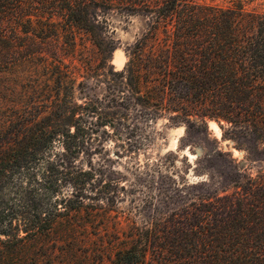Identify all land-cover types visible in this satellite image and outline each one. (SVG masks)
<instances>
[{
  "label": "trees",
  "instance_id": "trees-1",
  "mask_svg": "<svg viewBox=\"0 0 264 264\" xmlns=\"http://www.w3.org/2000/svg\"><path fill=\"white\" fill-rule=\"evenodd\" d=\"M230 2L0 0V69L13 57L16 66L36 59L44 66L45 53L58 59L61 36L68 53L82 32L109 98L77 104L73 76L54 65L55 87L65 79L66 99H56L44 117L17 114L15 131L0 145V264H264L263 178L246 196L201 202L173 224L130 227L120 238L95 225L102 209L88 201L95 200L97 170L78 162L99 132L128 125L131 113L144 121L168 113L178 124L193 117L223 122L264 144V14ZM112 15L146 20L121 70L111 64Z\"/></svg>",
  "mask_w": 264,
  "mask_h": 264
},
{
  "label": "rangeland",
  "instance_id": "rangeland-1",
  "mask_svg": "<svg viewBox=\"0 0 264 264\" xmlns=\"http://www.w3.org/2000/svg\"><path fill=\"white\" fill-rule=\"evenodd\" d=\"M193 1L232 6L230 0ZM239 1L247 12L264 14V0ZM110 21L117 41L111 64L121 70L127 61L125 51L144 32L146 20L112 15ZM64 42L61 36L58 59L54 60L49 52L43 55L44 66L40 59L16 66L13 57L0 69V145L7 132L15 131L18 113L30 110L32 117H44L56 99H66L65 79L60 88L55 87L54 65L73 76L74 102L80 104L84 98L108 102L100 82V62L87 37L77 33L74 50L68 53L60 50L61 45L65 48ZM53 46L52 41L48 48L52 50ZM171 116L161 113L156 121H144L131 113L128 125L99 132V143L78 157L82 168L87 169L91 162L97 170L91 194L95 200L88 201L98 203L102 209L95 225H106L122 238L130 227H161L163 220L173 224L185 210L201 207V202L246 196L249 187L262 183V178L264 181V144L253 132L233 130L214 120L204 125L196 117L190 124H178V119L169 120ZM258 187V193H262L264 187ZM84 218L82 213L80 219ZM34 251L35 255L42 252L39 247ZM29 259L33 262L32 257ZM58 259L62 264L63 260Z\"/></svg>",
  "mask_w": 264,
  "mask_h": 264
}]
</instances>
